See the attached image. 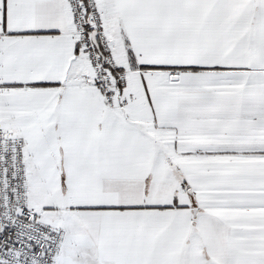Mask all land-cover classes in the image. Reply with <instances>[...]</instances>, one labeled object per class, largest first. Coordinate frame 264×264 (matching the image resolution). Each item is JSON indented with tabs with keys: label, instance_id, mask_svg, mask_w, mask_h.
I'll list each match as a JSON object with an SVG mask.
<instances>
[{
	"label": "snow or ice",
	"instance_id": "snow-or-ice-1",
	"mask_svg": "<svg viewBox=\"0 0 264 264\" xmlns=\"http://www.w3.org/2000/svg\"><path fill=\"white\" fill-rule=\"evenodd\" d=\"M0 264H264V0H0Z\"/></svg>",
	"mask_w": 264,
	"mask_h": 264
}]
</instances>
